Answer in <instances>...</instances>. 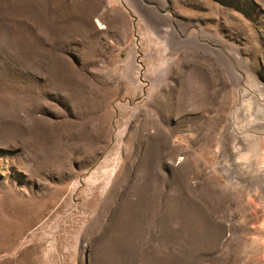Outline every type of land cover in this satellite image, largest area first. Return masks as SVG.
<instances>
[{
    "label": "rangeland",
    "instance_id": "1",
    "mask_svg": "<svg viewBox=\"0 0 264 264\" xmlns=\"http://www.w3.org/2000/svg\"><path fill=\"white\" fill-rule=\"evenodd\" d=\"M0 264H264V0H0Z\"/></svg>",
    "mask_w": 264,
    "mask_h": 264
}]
</instances>
